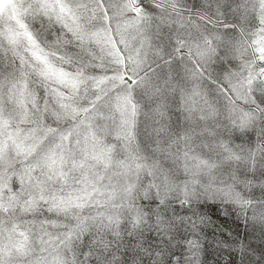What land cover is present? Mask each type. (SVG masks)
Returning <instances> with one entry per match:
<instances>
[{
    "label": "snow or ice",
    "instance_id": "6c2138e0",
    "mask_svg": "<svg viewBox=\"0 0 264 264\" xmlns=\"http://www.w3.org/2000/svg\"><path fill=\"white\" fill-rule=\"evenodd\" d=\"M0 264H264V0H0Z\"/></svg>",
    "mask_w": 264,
    "mask_h": 264
},
{
    "label": "rangeland",
    "instance_id": "374dc122",
    "mask_svg": "<svg viewBox=\"0 0 264 264\" xmlns=\"http://www.w3.org/2000/svg\"><path fill=\"white\" fill-rule=\"evenodd\" d=\"M211 211V210H210Z\"/></svg>",
    "mask_w": 264,
    "mask_h": 264
}]
</instances>
